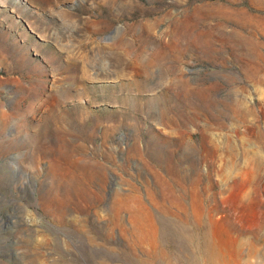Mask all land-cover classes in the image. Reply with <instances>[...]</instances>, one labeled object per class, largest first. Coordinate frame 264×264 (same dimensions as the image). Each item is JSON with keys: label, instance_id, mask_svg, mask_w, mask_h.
<instances>
[{"label": "rangeland", "instance_id": "rangeland-1", "mask_svg": "<svg viewBox=\"0 0 264 264\" xmlns=\"http://www.w3.org/2000/svg\"><path fill=\"white\" fill-rule=\"evenodd\" d=\"M263 262L264 0H0V264Z\"/></svg>", "mask_w": 264, "mask_h": 264}, {"label": "bare ground", "instance_id": "bare-ground-1", "mask_svg": "<svg viewBox=\"0 0 264 264\" xmlns=\"http://www.w3.org/2000/svg\"><path fill=\"white\" fill-rule=\"evenodd\" d=\"M132 41H133V40H132ZM166 56H167L166 54H158V55H157V57L159 58L158 61H159V60H165V59H166ZM134 64H135V62H134ZM143 72H144V71H143ZM136 83H138V82H136V80L133 79V81H132L130 84H136ZM174 89H175V88H174ZM177 92H178V91H177ZM132 93H133V92H132ZM172 95H173V94H172ZM134 97H139V95H138V94H135ZM50 100H51V99H50ZM56 104H57V103H56ZM58 104H59V103H58ZM46 105H47V104H46ZM54 105H55V104H54ZM54 105H52V106L54 107ZM56 106H57V105H56ZM56 106H55V107H56ZM144 106H145V105H144ZM59 107H61V106H59ZM144 108H145V107H144ZM51 110H53V109H51ZM51 110H50V111H51ZM142 110H143V108H142ZM135 111H136V110H135ZM48 112H49V111H48ZM58 112H59V111H58ZM138 112H139V111H138ZM63 113H64V112H63ZM61 114H62V113H61ZM64 117H66V116H64ZM77 118H78V117H77ZM53 120H54V119H53ZM58 125H59V123H58ZM148 143H149V142H148ZM159 145H160V144H159ZM156 149H157V147H156ZM250 263H251V262H250Z\"/></svg>", "mask_w": 264, "mask_h": 264}, {"label": "built area", "instance_id": "built-area-1", "mask_svg": "<svg viewBox=\"0 0 264 264\" xmlns=\"http://www.w3.org/2000/svg\"><path fill=\"white\" fill-rule=\"evenodd\" d=\"M260 264H264V262L263 263H260Z\"/></svg>", "mask_w": 264, "mask_h": 264}]
</instances>
